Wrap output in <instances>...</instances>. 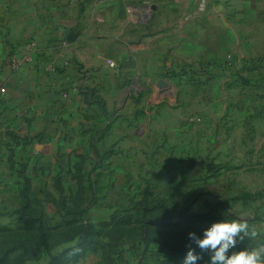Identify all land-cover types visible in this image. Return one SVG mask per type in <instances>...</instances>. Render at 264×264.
Instances as JSON below:
<instances>
[{"label": "crops", "instance_id": "obj_1", "mask_svg": "<svg viewBox=\"0 0 264 264\" xmlns=\"http://www.w3.org/2000/svg\"><path fill=\"white\" fill-rule=\"evenodd\" d=\"M208 68L264 83V0H0V204L24 194L45 225L57 183L89 174L66 164L106 155L113 116L154 112L161 83Z\"/></svg>", "mask_w": 264, "mask_h": 264}, {"label": "rangeland", "instance_id": "obj_2", "mask_svg": "<svg viewBox=\"0 0 264 264\" xmlns=\"http://www.w3.org/2000/svg\"><path fill=\"white\" fill-rule=\"evenodd\" d=\"M207 73L161 83L154 112L119 106L106 155L66 164L89 174L50 183L45 225L24 194H4L0 264H180L187 233L220 219L256 232L238 248L264 245V83Z\"/></svg>", "mask_w": 264, "mask_h": 264}, {"label": "clouds", "instance_id": "obj_3", "mask_svg": "<svg viewBox=\"0 0 264 264\" xmlns=\"http://www.w3.org/2000/svg\"><path fill=\"white\" fill-rule=\"evenodd\" d=\"M249 235L255 236L256 232L249 233L246 221L209 222L199 233H187L186 253L180 264H205L201 253L208 254L206 264H264V245L252 250L238 248Z\"/></svg>", "mask_w": 264, "mask_h": 264}, {"label": "built area", "instance_id": "obj_4", "mask_svg": "<svg viewBox=\"0 0 264 264\" xmlns=\"http://www.w3.org/2000/svg\"><path fill=\"white\" fill-rule=\"evenodd\" d=\"M24 61H25V62H30V61H32V57L28 55L27 57H25ZM15 64H16L17 66H19V63H18V62H16Z\"/></svg>", "mask_w": 264, "mask_h": 264}]
</instances>
